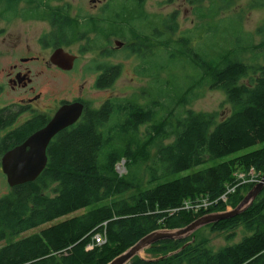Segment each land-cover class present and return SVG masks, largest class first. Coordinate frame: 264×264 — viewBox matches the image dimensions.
Segmentation results:
<instances>
[{
    "label": "trees",
    "instance_id": "1",
    "mask_svg": "<svg viewBox=\"0 0 264 264\" xmlns=\"http://www.w3.org/2000/svg\"><path fill=\"white\" fill-rule=\"evenodd\" d=\"M140 13H131L127 23L137 28ZM161 25L169 35L178 30L174 15ZM230 29L240 49L229 39L230 46L222 47L220 39L209 47L196 46L194 32L172 44L156 32L159 40L153 51L144 47L136 69L153 77L148 101L113 97L97 109L87 105L81 119L49 144L48 164L40 176L0 198V242L14 237L0 246V264H108L153 231L185 227L243 200L241 191L248 193L250 183L238 186L227 203L221 196L236 185L239 170L264 175V147L239 154L264 143V67L250 65L256 74L250 77L251 67L239 57L248 51L264 54V42L255 45L248 35L242 43L234 22ZM219 32V26L211 27L205 36L223 40ZM141 47L132 43L130 52L139 54ZM184 59L193 73L181 64L184 74L179 75L174 67ZM120 73V67H107L101 87L109 88ZM163 73L170 76L161 77ZM207 86L225 91L236 108L220 121L213 113L187 107ZM123 160L126 172L120 174L117 165ZM203 197L215 203L198 212L184 207ZM240 225L249 234L218 251L196 240L207 226L233 234ZM207 226L186 239L157 242L145 251L149 257L137 256L130 264H264V189L240 215ZM104 229L107 242L88 249Z\"/></svg>",
    "mask_w": 264,
    "mask_h": 264
},
{
    "label": "flooded vegetation",
    "instance_id": "2",
    "mask_svg": "<svg viewBox=\"0 0 264 264\" xmlns=\"http://www.w3.org/2000/svg\"><path fill=\"white\" fill-rule=\"evenodd\" d=\"M74 1L79 2L77 7H74ZM130 1L88 0L90 7H85L84 0H0V173L4 177L2 160L9 150L44 128L63 105L80 101L87 107L88 102L83 96L85 81L77 84L76 94L75 90L69 89L67 96L58 97L60 86L76 82L73 74L78 68L79 58L86 51V48L73 50V40L78 35L88 37L94 22L121 26L123 11H143L147 0H140L141 7L138 0ZM125 5H130V8ZM41 21H49L52 42L48 43L43 38L46 33H41L33 44L27 27ZM151 21L154 23V16L147 12L139 23L147 22L150 25ZM137 24L135 27L140 28ZM153 31L143 32L147 37L140 43L116 39L115 46L112 40L107 41L100 49L103 62L94 67L92 85L104 89L99 81L107 67H120L122 73V65L116 62L117 53L124 49L131 53L129 47L132 43L143 45L139 54L131 53L137 57L140 66L144 47L147 51H153ZM123 35L121 32L118 36L123 38ZM58 49L76 57L71 69H64L52 61ZM119 76L113 78V84ZM69 94L72 96L69 97ZM18 135L24 137L17 139Z\"/></svg>",
    "mask_w": 264,
    "mask_h": 264
},
{
    "label": "rangeland",
    "instance_id": "3",
    "mask_svg": "<svg viewBox=\"0 0 264 264\" xmlns=\"http://www.w3.org/2000/svg\"><path fill=\"white\" fill-rule=\"evenodd\" d=\"M260 3H263V0H147L144 9L145 11H142L143 14L138 12V10H133L134 13H140L141 16H144L145 14H147V12L150 13V15L154 16V23L151 21L150 25L147 22H143L142 24H140L138 21H136V23L140 25L141 29L139 27L137 28L142 32H138L133 28V26H131L130 23H127L129 22V19H133V15H131V13L133 12L131 11L127 12V17H123L120 24L121 26H112L111 24H108L107 26L105 22H103V24L101 22H94V24L92 25V30L89 32L88 37H86V35L82 37L78 35L73 40V50L79 51L80 48H82V50L86 48V51L81 55V58H79L80 61L78 68L73 74V76H75L74 78H76V82L74 81V84L69 83L68 86H60L58 97L61 98L63 96H67L69 89L75 90L76 94L77 84L85 81L83 96L88 102V106H90L91 108L97 109L109 98L113 97L129 98L132 100L134 99L139 103L144 104L150 97V83L152 82L153 77L139 75L136 71V69L139 67V61L137 57L133 56V54L127 52L125 49L122 51L120 50L117 53L118 58L116 59V62L122 65V73L115 81V83L111 87L104 89H99L92 85L94 83L95 76L93 72L95 70L94 67L98 63L103 62L100 49L103 47V45H105L107 41L112 40L113 45H115L114 40L116 39H122L126 41L127 39L125 35H123V38H119L118 36L121 32H123L124 34L125 27L127 29V42L129 43H140L141 40L147 37L143 32L146 33L148 31L154 30L152 34L154 33L155 35V44L156 41L159 40L158 38L167 37H169L170 41L173 44L177 42L178 36L194 32V43H196V46L206 44L209 47V45L213 43H218V40L220 39V42L222 43L221 46L224 47L226 45H231L230 43L225 42V39H229L230 42L233 41L236 43V39L230 29L231 23L234 22L237 25V29L241 31L239 33V40L242 39V43L246 41L245 36L247 37L248 35H251L253 37L254 44L258 45L264 42V5H261ZM73 4L74 7H77L79 5V2L74 1ZM84 6L90 7V5L88 4V0H84ZM171 15H174L175 25L178 30L175 33L171 32V35H169L166 34V31H163L161 23L163 19ZM134 21L135 19L132 22ZM36 24L37 25H33L34 27H27V31L32 35L31 42H33V44L34 42L36 43V40L40 38L41 33H46V36L43 38L46 39L48 43L52 42V36H50L52 33V29L50 27L49 21H41L40 23L38 22ZM138 24L137 26H139ZM216 26L220 27L218 36H224L223 40H221V38H215V36H212L211 38H207L205 36L207 35L206 31L208 30V28ZM156 32L158 33V38L156 36ZM235 47H237V49H240L241 44L236 43ZM239 58L248 63L249 66L251 65L256 67H264V54L256 56L251 51H248L243 52ZM185 63L186 60L184 59V62L178 63L179 67H170H174V69L177 68L175 72H180L179 75H183L184 72L182 71L183 68L181 64H184L185 66ZM185 67L184 70L188 68V65ZM186 72L190 74L193 73L190 68L187 69ZM249 75L250 77L256 75L254 74V70H252V67ZM169 76V73L161 74V77L164 78H167ZM248 81V77L242 80V82L245 83H247ZM68 96L71 97L72 94H69ZM187 107L196 112L213 113L216 116L217 121H220L222 118L229 116L236 109L233 103L229 101L225 91L220 89H211L208 86L203 89L200 97L189 104ZM145 128L146 127L144 126L140 130L142 136L145 132ZM171 140L172 138L164 141V143H168ZM261 147H264V143H260L259 145L251 149H246L239 154L249 152ZM216 162H219V160L215 162H209L199 168H204L208 165L215 164ZM195 170L197 169H192L190 172H193ZM250 170H239L236 173L248 174V179L251 178ZM117 171L120 174L126 172L125 160L118 163ZM253 172L255 175V179L258 180L262 178V173L260 171L254 169ZM250 180L251 179H249V181ZM240 181H243V179H240ZM255 184L256 183L252 185L254 186ZM10 190L11 187L8 185L6 177H4L0 173V198L3 195L9 193ZM241 194H244V197L247 195L245 191H241ZM214 203L215 200H210L208 199V197H203L193 202L186 201L184 207H188L189 209L198 212L202 208L207 209ZM232 208L235 207L232 206V203H229L226 209L231 210ZM81 213L82 212L79 211L75 214L77 215ZM40 229L41 228L33 229L27 233L22 234L21 236L35 233ZM248 234L249 232L244 227V225H240L233 234L216 231L213 230L211 226H207L197 232L196 240L198 242H203L207 248L218 251L232 243L242 241L243 238ZM230 236L232 237L229 238ZM13 239L14 237H10L8 238V240L0 242V246L5 244V242ZM142 256L146 258L149 257L146 252H143Z\"/></svg>",
    "mask_w": 264,
    "mask_h": 264
},
{
    "label": "water",
    "instance_id": "4",
    "mask_svg": "<svg viewBox=\"0 0 264 264\" xmlns=\"http://www.w3.org/2000/svg\"><path fill=\"white\" fill-rule=\"evenodd\" d=\"M75 58L74 55L58 49L53 54L52 61L64 69H71ZM84 109L85 105L80 101L63 105L44 128L30 135L21 145L4 155L2 169L11 188L35 181L40 176L48 164L47 148L52 139L62 130L75 125L81 119ZM263 189L264 175L235 208L207 213L182 228L153 231L108 264H130L137 256L145 258L142 253L157 242L186 239L204 226L238 216L255 201Z\"/></svg>",
    "mask_w": 264,
    "mask_h": 264
},
{
    "label": "built area",
    "instance_id": "5",
    "mask_svg": "<svg viewBox=\"0 0 264 264\" xmlns=\"http://www.w3.org/2000/svg\"><path fill=\"white\" fill-rule=\"evenodd\" d=\"M251 178L254 180L253 182L256 183L258 180L255 179V175L253 173V170H251L250 172ZM235 178H236V185H229L227 188L226 193H224L221 196V199L226 202L228 200V196H230L231 194H233L236 191V188L238 186H240L243 183H250V184H254L253 182H249L247 179V175L244 173H235ZM240 179H243V181H240ZM251 181V180H250ZM107 242V232L106 230H102L100 232H97L94 236H93V243L88 245V249L89 248H93L94 246H102Z\"/></svg>",
    "mask_w": 264,
    "mask_h": 264
},
{
    "label": "bare ground",
    "instance_id": "6",
    "mask_svg": "<svg viewBox=\"0 0 264 264\" xmlns=\"http://www.w3.org/2000/svg\"><path fill=\"white\" fill-rule=\"evenodd\" d=\"M253 171H254V170H253ZM250 172H251V171H250ZM253 173H254V172H253ZM246 175H248V174H246ZM249 179H251V181H249ZM261 179H262V178L258 179L257 182L261 181ZM248 181L252 183L254 180H253L252 178H248ZM253 183H254V182H253ZM243 184H248V183H243Z\"/></svg>",
    "mask_w": 264,
    "mask_h": 264
}]
</instances>
